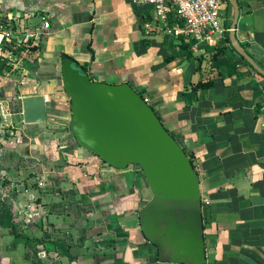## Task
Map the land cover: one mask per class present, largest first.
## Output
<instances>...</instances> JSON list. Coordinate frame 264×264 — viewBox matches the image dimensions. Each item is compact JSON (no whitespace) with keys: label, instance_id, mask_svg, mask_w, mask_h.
I'll return each mask as SVG.
<instances>
[{"label":"crops","instance_id":"0c3cea01","mask_svg":"<svg viewBox=\"0 0 264 264\" xmlns=\"http://www.w3.org/2000/svg\"><path fill=\"white\" fill-rule=\"evenodd\" d=\"M237 4V45L264 68V0ZM221 11L230 28L227 0ZM9 15L17 30L50 25L14 74L0 76V264H172L140 229L152 198L144 175L98 160L68 133L63 54L93 82L141 89L200 159L204 264H264V81L230 41L213 46L227 50L214 59L213 47L193 51L183 37L181 49L142 0H0V21ZM34 96L44 99V125L23 122L21 100Z\"/></svg>","mask_w":264,"mask_h":264},{"label":"water","instance_id":"95a60500","mask_svg":"<svg viewBox=\"0 0 264 264\" xmlns=\"http://www.w3.org/2000/svg\"><path fill=\"white\" fill-rule=\"evenodd\" d=\"M234 9L229 41L235 52L264 77L262 70L237 45L239 8ZM61 81L69 101V134L77 145L115 169L134 165L141 169L152 198L139 211L140 229L155 245L160 261L172 264H204L202 206L198 171L200 159L191 162L185 143L175 139L150 99L128 83L93 82L87 65L71 57L61 58ZM25 124L44 125L46 108L42 96L21 100ZM62 135L64 129H46ZM186 148V150H185ZM195 168L197 171H195Z\"/></svg>","mask_w":264,"mask_h":264},{"label":"built area","instance_id":"2783aa9c","mask_svg":"<svg viewBox=\"0 0 264 264\" xmlns=\"http://www.w3.org/2000/svg\"><path fill=\"white\" fill-rule=\"evenodd\" d=\"M225 0H142L153 8L155 18L160 25L159 31L173 38L183 37L192 41V49L204 52L217 42L226 40L229 28L223 26L221 7ZM16 19L9 15L6 22L0 21V62L10 59L13 49L28 53L38 47L45 30L49 29V20L42 18V24L31 29L17 30L7 21ZM202 45V46H200ZM23 52L22 53H26ZM144 102L149 100L144 97ZM1 120L5 119L1 115ZM0 134H3L0 129ZM0 196L5 197L0 186Z\"/></svg>","mask_w":264,"mask_h":264},{"label":"trees","instance_id":"16d2710c","mask_svg":"<svg viewBox=\"0 0 264 264\" xmlns=\"http://www.w3.org/2000/svg\"><path fill=\"white\" fill-rule=\"evenodd\" d=\"M237 2H238V0H237ZM179 39H181V46H180V48L181 49H184V50H187L188 48H189V46L187 45V44H185L184 43V41H183V38H179ZM227 42H229V40H228V37H227ZM223 43H219L218 45H217V47H213V48H209L208 50L212 53V55H211V57H212V59H214L215 57H216V55L217 54H219V53H222V52H225V51H227L226 49H225V47L226 46H223L222 45ZM38 47H34V48H32V51L33 50H36ZM217 49V50H216ZM229 49L231 50V51H234V49L230 46V44H229ZM216 50V51H215ZM250 58H251V56L248 54V53H246ZM63 56H65L64 54L61 56V57H63ZM239 58L241 59V61H242V64L243 65H245V66H247L249 69H252L251 68V66L242 58V57H240L239 56ZM251 59H253V58H251ZM253 61L262 69V70H264V68L263 67H261V65L258 63V62H256L254 59H253ZM231 68V71H234L235 72V70H236V67H235V65H233V60H231L230 62H229V64L226 66V68ZM233 69V70H232ZM256 75L257 76H259L263 81H264V77H262V76H260L259 74H257L256 73ZM141 95L144 97H146L147 98V96L144 94V93H141ZM148 99V98H147ZM175 139L177 140V141H179V142H182V140L178 137V136H175ZM185 150H186V148H185ZM186 155H187V157L189 158V160L191 161V162H194L195 160H196V158L194 157V155H193V153L191 152V151H189V150H186ZM195 171H197V169L195 168Z\"/></svg>","mask_w":264,"mask_h":264},{"label":"rangeland","instance_id":"374dc122","mask_svg":"<svg viewBox=\"0 0 264 264\" xmlns=\"http://www.w3.org/2000/svg\"><path fill=\"white\" fill-rule=\"evenodd\" d=\"M22 51L26 52V51H24V49L23 50L18 49V48L13 49L12 50L13 53H12V56H11L12 58H10V59L7 58L3 62H0V76L8 77V75L14 74L12 72V70L14 69L13 63L18 64L19 63V59H21V63L22 64L25 62V59H27V57L23 56ZM26 53L28 54V52H26ZM13 57H17L18 61L15 62L13 60ZM59 65H61V62H59ZM10 78H12V77H10ZM70 125L71 124L69 122L68 127H67L68 133L70 131ZM136 168L140 170V175H143L141 169L139 167H137V166H136Z\"/></svg>","mask_w":264,"mask_h":264}]
</instances>
